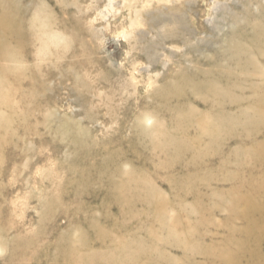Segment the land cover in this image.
<instances>
[{
	"label": "rangeland",
	"instance_id": "1",
	"mask_svg": "<svg viewBox=\"0 0 264 264\" xmlns=\"http://www.w3.org/2000/svg\"><path fill=\"white\" fill-rule=\"evenodd\" d=\"M144 1L0 0V264H233L264 0Z\"/></svg>",
	"mask_w": 264,
	"mask_h": 264
},
{
	"label": "bare ground",
	"instance_id": "2",
	"mask_svg": "<svg viewBox=\"0 0 264 264\" xmlns=\"http://www.w3.org/2000/svg\"><path fill=\"white\" fill-rule=\"evenodd\" d=\"M153 2L154 0L144 1L147 5L153 4ZM142 9L143 8L140 6L136 7V19L133 21V24H138L142 20ZM8 13L10 14V10ZM9 14L6 13L5 18H0V23H2V27L0 24V29L10 22L8 21L10 20ZM167 26L169 27L170 32L177 31L174 28V25L172 28H170L169 25ZM2 43L3 42L0 41V55H2L4 48ZM262 189H264V186H261V190ZM243 217L245 219V223L241 231L243 233V240L242 243L237 246L233 259H230L229 261L233 264H264V252L261 251L262 249H259V247L263 248L262 245L264 242V200L259 202L250 201V207L242 212V218ZM245 254H247V260H244Z\"/></svg>",
	"mask_w": 264,
	"mask_h": 264
}]
</instances>
